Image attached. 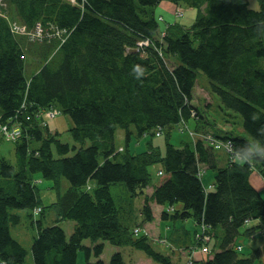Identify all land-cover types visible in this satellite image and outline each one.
<instances>
[{
  "label": "trees",
  "instance_id": "trees-1",
  "mask_svg": "<svg viewBox=\"0 0 264 264\" xmlns=\"http://www.w3.org/2000/svg\"><path fill=\"white\" fill-rule=\"evenodd\" d=\"M3 1L0 122L19 123L20 134L14 141L15 163L0 157V263L25 264L26 249L10 234L20 217L10 210L39 209L43 216L45 206L33 179L40 173L56 191L48 207L74 227L66 237L59 225L43 227L36 220L34 264H76L78 250L84 252L85 264H127L118 251L107 262L101 260L103 241L141 250L156 264H172L146 235L135 237L124 223L109 192L116 182L124 184L130 198L142 196L145 222L152 220L150 202L181 204L172 213L162 210L161 218H192L210 233L220 228L219 250L203 264H253L256 250L242 257L232 244L246 220L260 223L244 234L264 229V199L249 181L253 170L264 178V160L238 165L226 152L220 166L216 150L202 138L176 147L169 131L161 153L151 143L131 152L128 142L191 119L195 131L206 129L198 109L202 106L192 103L200 70L221 105L241 116L250 140L229 130L213 136L230 142L232 149L254 141L264 144V0H257V10L248 0H168L196 9V16L188 27L165 22L161 31L155 14L160 0ZM10 21L27 31L40 24L62 37L29 40L14 34ZM142 41L148 44L139 46ZM52 109L70 118L68 132L75 144L61 142L58 132L43 122L42 112ZM118 128L126 143L120 151L114 146ZM156 164L166 177L148 196L149 167ZM202 167L214 172L210 192L198 176ZM61 177L69 183L62 194ZM89 181L93 187H87ZM28 217L34 221L32 213ZM84 239L93 245L84 246Z\"/></svg>",
  "mask_w": 264,
  "mask_h": 264
},
{
  "label": "rangeland",
  "instance_id": "rangeland-1",
  "mask_svg": "<svg viewBox=\"0 0 264 264\" xmlns=\"http://www.w3.org/2000/svg\"><path fill=\"white\" fill-rule=\"evenodd\" d=\"M248 3L250 8L255 10L259 9L257 0H248ZM178 12L181 13L183 12V15L181 14L182 16L180 15L179 17L178 15H176ZM155 14L161 16L163 15L165 20L163 19L159 20V24L162 25V28L165 27L166 21L170 23L177 22L181 25H184L185 27H188L194 21V18L196 16V9L192 7H187L184 4H181L179 7L174 5L172 2L168 0H160L157 7L155 8ZM30 35L33 38H36L34 33H31ZM51 35H54L55 38L62 37L61 36L62 33L59 31L56 33H52ZM52 38L53 36H50L47 39L51 40ZM43 40L45 39H44V35L42 34V38L38 39V41H43ZM30 72L31 70L27 68L25 75L28 76ZM196 74H197L196 85L194 87V94H193L194 98L192 103L194 106L196 105V103L202 106V108L200 107L198 109L200 114L205 117L204 118L205 120L202 121L206 123L205 125L206 133L207 134L209 133L212 136L213 134L222 135L225 132V130H229L236 135H242L246 137L248 140H250V137L242 129L241 116L237 112L226 110L224 106L221 105L219 97L216 94L210 92V86L207 77L200 70H197ZM42 118L44 120L43 122L46 123V125H47V121L50 120V122L48 123H50V127L56 129V131L58 132L57 137L61 142H66L69 145L75 144V142L71 139L68 132L69 127H71L72 125V122L68 116L60 114L56 110L52 109L51 111L48 112L47 111L44 113L42 112ZM185 124H183L182 122L176 125L174 124L170 128L163 130L160 135L158 133L154 135L145 134L140 138H135L134 136H132L128 144L129 146H131V148L132 147L135 148L134 150L135 152H141L147 148L149 143H151L161 153L164 150L166 132L169 131V142L174 146L179 147L184 142H191L192 140H195L199 135L198 131H195L194 129L193 119L187 121V124L186 125ZM0 138H2L0 139V157H3L8 162L14 164L16 160L14 153V147H15L14 141L16 139L4 138V136L1 135ZM125 145L126 143L124 137V130L118 128L116 129L114 135V146L118 150L119 147L124 149ZM225 148L226 147L222 145V147L219 149H221L222 152L224 153L226 152L230 153L228 150H225ZM222 154L223 153L221 152H216V155L220 160L219 163L224 164L225 154L223 155ZM159 169L160 167L157 164L151 165L149 167L150 184L147 186V190L150 187L155 186L156 183L160 182L163 179L164 174L163 173L158 174ZM203 173H204L203 176L202 173H198V175L202 176V181L204 182L205 185L210 181L211 178L213 179L214 172L210 169H205V172ZM33 179L35 180L39 179L37 180L36 184L38 185L39 191L41 192V198L43 203L42 205L45 206V211L43 216L41 217V214L35 213V212H39V210H36L35 212L34 211L29 212L28 210L25 209L10 210L13 213H17L20 217L19 223L17 225H13L10 227V234L26 249L27 254L25 257V264L28 263L33 264V259L31 254V244L34 237L37 236V227L35 223L36 220L41 219L43 227L57 224L66 233H70L74 227V222L71 220H58L55 214L56 213L55 210L51 207H48V205L54 202L56 199V191L51 187L52 182L43 179L40 173H34ZM250 179L252 183L257 187L258 191L260 192V195L264 199V178L257 171L253 170L250 175ZM68 186H69L68 181L65 178L61 177L59 183V193L62 194L68 188ZM93 186H94L93 181H89L87 187H93ZM109 192L115 205L119 209L120 217L123 218L124 223L128 224L130 230H133L134 228H138L139 233L137 237L141 234L144 235L143 233H145L148 241L151 242L154 249H156L161 253H164L165 255L170 256L172 258V261L174 262L173 264H176L177 256L171 254L172 248L174 246L167 240L166 237L167 236L166 228L168 226H170L171 228L173 221L162 220L161 218H160L161 220H159L158 218L159 208L157 207L155 208V206L153 207L154 218H152V220L150 221H146V222L143 221L142 216L140 214V208L143 202L142 196H136L130 198L128 196L124 184L121 182L111 183L109 185ZM152 204L154 203L152 202ZM28 213H32L34 221L29 219ZM176 221L179 222L180 229L178 228L179 230H174L173 232L179 234L182 240V245H190L192 243L195 245L200 244L201 247L202 244L207 243L212 237L211 243L208 244V247L211 250L210 254L212 253L213 249H218L219 246L218 243H220L221 240L220 236L222 232L220 228L210 233L207 232V228L204 224L196 223L192 218L177 219ZM193 222L195 223L196 227L198 226V230L195 231V233L193 230L194 229ZM252 224H256V220H252L251 225ZM247 227L249 226L247 225L241 226L238 229V235L234 240V245L239 244L242 246V250L239 251L240 256L248 257L252 249H256V250L261 249V251L264 253V246L262 245V242L264 240V233L252 235L254 237L250 238L248 235L244 234V230ZM181 229L183 230V232H185L182 235L180 231ZM173 232L168 238L172 241H175L174 235L176 233ZM97 242H101V240H98ZM103 243H104L103 257L105 260L104 262H107L109 260L113 252L119 251L122 255L124 262L127 264H156L151 260V258L145 255L141 250H137L130 246H115L108 243L107 241H103ZM82 244L84 246H91L93 245V242L90 239H84L82 241ZM163 246H165L166 249ZM183 250L184 248H181L179 252ZM203 250L205 251L206 248L203 247ZM200 256H202L206 260L207 257L206 254H202ZM138 257H140L141 259ZM90 260L93 261L94 257H91ZM203 263H205V261H203ZM76 264H85V256L82 250L77 251ZM254 264H264V255L261 258H258L254 262Z\"/></svg>",
  "mask_w": 264,
  "mask_h": 264
},
{
  "label": "crops",
  "instance_id": "crops-1",
  "mask_svg": "<svg viewBox=\"0 0 264 264\" xmlns=\"http://www.w3.org/2000/svg\"><path fill=\"white\" fill-rule=\"evenodd\" d=\"M159 18H161L160 20H165L164 19V17H163V15L161 16V15H159ZM167 22V21H166ZM159 28H160V31L164 28H162V25L161 24H159ZM48 122H50V120L49 121H47V127H48V129L51 131V132H57L56 131V129H53L52 127H50V123H48ZM206 124V123H205ZM204 125V124H203ZM204 127H205V125H204ZM203 128V127H202ZM116 132V131H115ZM202 132H206V129H201L200 131H198V134H205V133H202ZM0 139H2V138H0ZM192 139H194V138H192ZM196 140V139H195ZM195 140H193V141H195ZM209 145V144H208ZM122 148L121 147H119L118 148V150L120 151ZM128 149L132 152V151H134L135 150V148H131V146H129V144H128ZM135 152V151H134ZM216 152H221V153H223L222 151H220V150H216ZM223 154H225V153H223ZM222 154V155H223ZM218 158V157H217ZM220 160L218 159V162H219ZM226 163V157H225V162H224V164ZM220 164V166H222V165H224V164H222V163H219ZM205 169H206V167H202V168H200V173H202V176H203V172H205ZM160 173V171L158 170V174ZM199 176V175H198ZM202 176H199L200 177V180H201V183H202V186H203V188L205 189V191L206 192H209V191H211L212 190V184H213V179L211 178L210 179V181L208 182V183H206L205 185H204V182L202 181ZM164 177H166L165 175H164ZM37 180H39V179H37ZM37 180H35L34 179V181L35 182H37ZM249 181H250V184L258 191V189H257V187L252 183V181H251V179L249 178ZM159 183V182H158ZM158 183H156V185L158 184ZM153 189H154V186L153 187H150L148 190H147V187H146V189H144V194H146V195H148V196H150L151 195V193H152V191H153ZM259 192V191H258ZM260 193V192H259ZM154 203V202H153ZM155 206V208L157 207V208H159V212H158V218H159V220H161L162 218H161V212H162V210H168L165 206H162V205H157V204H152V202H150V207H151V211H152V218H154V211H153V207ZM168 208H171L172 209V211L171 212H169V213H172L173 212V210H175V209H179V208H181V204H176V205H174V206H172V207H168ZM36 210H38V209H36ZM36 210H34V212L36 211ZM35 213H38L39 214V212H35ZM161 218V219H160ZM163 220V219H162ZM168 220V219H167ZM180 222H182V221H180ZM251 222H252V220H246L245 221V224L244 225H247V226H249V227H252L253 225H257V224H259L260 222L258 221V220H256V224H252L251 225ZM194 223V222H193ZM179 222L178 221H173L172 222V227L170 228V226H168L167 228H166V233H167V240L174 246L173 248H172V252H171V254L172 255H174V256H177V261H176V264H185L187 261H188V259L190 258L192 261H194V262H196L197 264H203V261H207L208 259H210L211 257H212V253H213V251L214 252H216V251H218L219 250V246H218V249H213V251H212V253L210 254V252H211V250L209 249V247H208V244H210L211 243V238H210V240L207 242V243H205V244H202V246L200 247V244L199 245H195V244H190V245H182V240H181V237L179 236V234L178 233H176V232H173L174 230H179L180 229V227H179ZM194 233H195V231H197L198 230V226L196 227L195 226V223H194ZM249 227H247V228H249ZM264 227V226H263ZM179 228V229H178ZM184 229V228H183ZM185 230V229H184ZM181 231V235L182 234H184L185 232H183V230L181 229L180 230ZM214 231V230H213ZM212 231V232H213ZM72 232V231H71ZM70 232V233H71ZM176 233L175 235H174V240L175 241H172V240H170L168 237H170V235H171V233ZM70 233H66L65 232V235H66V237L67 236H69L70 235ZM170 233V234H169ZM143 234H145V233H143ZM256 234H258V233H255V235ZM169 235V236H168ZM250 238H253L254 236H249ZM35 238V237H34ZM222 238V232H221V236H220V239ZM196 241V240H195ZM220 242H221V240H220ZM175 243V244H174ZM219 245H220V243H218ZM262 245L264 246V240H263V242H262ZM237 246H241V245H234V241H233V244H232V248H233V250H235L236 252H239V251H241L242 250V246L240 247V249H237ZM165 249H166V247L165 246H163ZM203 247H205L206 248V250L204 251L203 250ZM181 248H184V250L183 251H181V252H179L180 251V249ZM253 250H256V249H252L251 250V252L253 251ZM257 251H259L258 253H257ZM27 252V251H26ZM119 252V251H118ZM202 254H206L207 255V257H206V260L202 257V256H200V255H202ZM256 254H259V257L258 258H261L263 255H264V253L261 251V249H258V250H256ZM263 254V255H262ZM249 257V256H248ZM138 258H140V257H138ZM100 259L101 260H103V261H105L104 260V257H103V252H102V254L100 255ZM141 259V258H140ZM170 260H171V262H172V264L174 263L173 261H172V258L170 257ZM1 264V263H0ZM28 264H31V263H28ZM34 264V263H33ZM254 264V263H253Z\"/></svg>",
  "mask_w": 264,
  "mask_h": 264
},
{
  "label": "built area",
  "instance_id": "built-area-1",
  "mask_svg": "<svg viewBox=\"0 0 264 264\" xmlns=\"http://www.w3.org/2000/svg\"><path fill=\"white\" fill-rule=\"evenodd\" d=\"M68 1H70L71 3L75 2V0H68ZM5 5H6L5 2L3 0H0V14L3 12L2 8H4ZM177 15L180 16L181 13L178 12ZM49 28L52 29L53 27H49ZM10 30L16 35H27L28 39L33 41L42 38V34L44 35V39H47L50 36H53V38L55 37L54 35H51L52 34L51 31H49L48 29L45 30L40 24H36L35 27L31 29V31H27L23 26H21L17 22L10 21ZM56 32L58 31L55 29L53 33ZM31 33H34L36 38H33L30 35ZM146 44H148V41H142L138 43L139 46ZM156 133L159 134V131L155 132V134ZM19 134H20V128L18 125L0 122V135L4 136V138L17 139L19 138ZM197 138H202L207 144H210V146H212L215 150L221 148L222 145H224L229 152L232 151V146L230 142L228 141L222 142L221 140H218L212 135H210L209 133L199 134ZM198 173H200V171ZM133 233L135 236H137L139 233V229L135 228L133 230ZM259 233L260 234L264 233V229L260 230ZM240 247L241 246H237V249H240ZM186 264H197V263L189 258Z\"/></svg>",
  "mask_w": 264,
  "mask_h": 264
},
{
  "label": "clouds",
  "instance_id": "clouds-1",
  "mask_svg": "<svg viewBox=\"0 0 264 264\" xmlns=\"http://www.w3.org/2000/svg\"><path fill=\"white\" fill-rule=\"evenodd\" d=\"M231 157L238 165L251 164L256 160H264V144L254 141L242 147H234L231 151Z\"/></svg>",
  "mask_w": 264,
  "mask_h": 264
},
{
  "label": "bare ground",
  "instance_id": "bare-ground-1",
  "mask_svg": "<svg viewBox=\"0 0 264 264\" xmlns=\"http://www.w3.org/2000/svg\"><path fill=\"white\" fill-rule=\"evenodd\" d=\"M177 15V14H176ZM168 210H166L167 212H171L172 211V209L171 208H168V207H166ZM172 221H176V220H172ZM135 229V228H134ZM133 229V230H134ZM144 235H146V234H144Z\"/></svg>",
  "mask_w": 264,
  "mask_h": 264
}]
</instances>
